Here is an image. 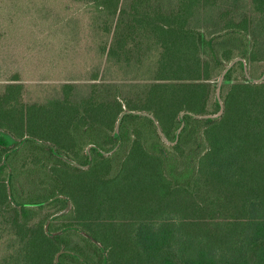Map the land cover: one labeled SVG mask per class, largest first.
Segmentation results:
<instances>
[{"label": "trees", "instance_id": "16d2710c", "mask_svg": "<svg viewBox=\"0 0 264 264\" xmlns=\"http://www.w3.org/2000/svg\"><path fill=\"white\" fill-rule=\"evenodd\" d=\"M86 1L97 13L116 17L110 44L103 41L95 45L97 48L100 44L102 56L107 53L130 63L144 47L158 48L152 78L142 84L144 96L136 101H123L118 96L109 100L94 91L74 101L70 97L71 84L64 86L65 96L46 104H24L20 84H9L0 94V129L21 138L19 145L11 149L0 146V211L10 212L2 223L11 227L17 240L14 253L1 264H54L57 254L58 264H94L86 255L85 261L76 257L73 250L83 252L63 233L49 235L42 225L32 226L36 207L46 205L41 204L43 201L54 197L49 204L65 203L57 194L72 196L76 191H85L79 177L86 170L61 155L100 166L105 178L115 173L129 179L139 168L146 172L147 168L155 179L156 194L139 200L142 209L138 213L100 214V199L97 205L89 204L88 211L76 203L77 199L72 202L85 226L106 220L127 221L118 222L126 226L123 231L127 232H131L128 224L132 229L139 226L135 234L131 233L132 242H105L103 247L91 242L100 264H264V82L244 78L233 83L224 97L225 109L219 119L186 113L179 140L171 146L161 138L151 117L130 112H151L166 136L174 141L183 123V111L207 112L208 80L213 70L221 71L235 56L264 59L257 49L264 40L256 35L250 38L245 15L239 21L231 15L223 25L220 18L214 19L219 0ZM254 2L264 12V0ZM206 8L214 12V18L205 14ZM207 21L213 27L208 35ZM106 30L111 32L109 27ZM102 35L105 33L96 34ZM144 42L150 44L144 46ZM237 65L243 66V62ZM235 67L228 71L227 79ZM214 108L211 112L220 109L217 99ZM123 111L127 112L115 135L114 128ZM38 137L45 144L37 142ZM24 142L44 155H37L39 167L32 168L30 180L52 187V192L37 202L24 203L15 185L12 155ZM90 143L114 151L104 155L92 147L91 159L82 152L83 145ZM39 172L44 175L34 179ZM3 173L12 186L11 194L8 184L1 181ZM65 175L71 179L61 183ZM69 226L63 227L64 232ZM125 234L119 232L113 239ZM42 237L46 251L40 250L37 260L31 262L26 248Z\"/></svg>", "mask_w": 264, "mask_h": 264}, {"label": "rangeland", "instance_id": "374dc122", "mask_svg": "<svg viewBox=\"0 0 264 264\" xmlns=\"http://www.w3.org/2000/svg\"><path fill=\"white\" fill-rule=\"evenodd\" d=\"M234 1H237V4L234 5ZM254 3V0H219L214 11L215 18L214 12L212 14L207 8L205 14L211 15L216 20L220 18L221 25L226 19L231 18V15L234 16L235 21L241 20L245 15L249 21L246 32L250 38L252 39L256 35L264 40V12L258 10ZM229 5L234 7L229 9ZM210 21L212 22V19ZM210 21H207L209 27L205 30L207 35L213 28ZM115 22L116 17L112 18L97 13L92 3L86 0H0V94L5 91L9 84H20V100L24 104H46L51 99L65 96L67 89L64 86L71 84L70 97L74 101L89 96L93 91L99 97L104 96L109 100L114 96H118L123 101L126 99L138 100L145 93L142 84L151 81L156 65L154 63L159 56V51L155 46H148L150 43L144 42V46L148 47H144L138 54L132 55L130 63L111 58L107 53L102 56L98 48L103 41L107 45L110 44ZM104 24L105 30H103ZM106 27L111 28V32H108ZM99 32H103L105 35L96 36ZM99 42L100 44L96 48L95 45ZM257 49H260L259 56L264 54V44ZM231 60L227 61L226 65ZM246 60L249 73L253 77L259 78L264 72V59L254 60L249 57ZM237 64L238 62L234 65L236 67L231 77L229 79L225 77L222 83L221 95L223 100L233 83L245 81L244 78L247 79L244 67ZM223 70L214 69L208 80L210 101L205 113H213L211 111L215 109L214 100H216L217 86ZM114 129L116 130V125ZM6 132L9 133L0 129V146L11 149L19 145L18 142L21 141V138L15 136L16 141H14L7 136ZM35 139L40 143L45 141L40 137ZM90 144L83 145L82 152L87 153V147ZM166 144L171 146L169 143ZM19 148V151L12 155V160L16 173L15 185L19 192L21 191L20 199L22 201L25 199L24 203L43 200L48 193L52 192V187L37 183L32 180L33 178L30 180L29 175L33 174L32 168L40 163L37 155L42 157L44 155L37 151L36 147H32L29 142L27 144L21 143ZM100 149L105 150L101 147ZM93 156L91 151L89 157L92 159ZM106 164L103 165L106 166ZM79 168L86 170V173L79 177L80 184L84 186L81 188L85 191H76L78 195L72 194L71 196V194L61 193L57 196L64 195L71 202H75L77 199L76 203H81L82 209L85 208L86 211L89 210V204L97 205V199H100L102 200L100 214L138 213L142 209L139 200L156 194L154 188L156 182L151 175V169L145 168L146 172L139 168L135 177L128 179L121 174L114 175L115 173L110 174L109 178H105L100 166L96 167L93 164L91 166V163L85 168ZM5 175L6 173H3L1 181L8 184V191L11 194L12 186L7 181V177H4ZM39 175L43 176L44 174L39 172L34 176V179H38ZM63 178L60 180L61 183L63 181L68 183L71 179L67 175ZM53 198L43 201L41 204H46L44 207H36L37 213L32 219L35 220L33 227L42 225L45 229L48 220L52 219L55 213L63 207V209L67 207L65 206L66 202L63 201L52 204H49L51 201L44 203ZM3 211H0V264L17 248L14 244L17 242L16 235L10 231L9 225L2 223L8 218L10 212L4 211L5 216L2 217ZM60 214L62 215H58L60 217L56 218L50 225L51 229L56 231L68 224H75L80 227L82 235L76 233L75 229H68L63 232V237L67 236L68 241L74 242L77 250L83 252L73 250L74 253L76 252V257L84 259V261L88 258L94 264H100L101 261L91 242H100L102 246L105 242H132L131 233L135 234L139 228L138 225H135L132 229V226L128 224L127 227L131 228V232L130 230L129 232H127L128 230L123 231L126 226L118 222L127 221L121 220H115V222L106 220V223L91 222L85 226L84 221H81L82 219L78 215L77 207L73 203L67 212ZM119 232L126 234L123 238L117 236L113 239V236ZM83 233L88 234L87 236L94 241L84 238ZM127 233L129 234L127 235ZM44 242L46 241L42 237L38 242H34V245H29L26 248L25 254L27 258H30L29 261L34 262L35 259L37 260L38 254L46 251L47 244ZM58 263L59 260L54 262V264Z\"/></svg>", "mask_w": 264, "mask_h": 264}, {"label": "water", "instance_id": "95a60500", "mask_svg": "<svg viewBox=\"0 0 264 264\" xmlns=\"http://www.w3.org/2000/svg\"><path fill=\"white\" fill-rule=\"evenodd\" d=\"M243 62V67H244V71H245V74H246V77L249 81L251 82H255V83H259L261 82L262 80H264V72L263 74L259 77V78H255L253 77L250 73H249V70H248V63H247V60L245 57H242V56H237L235 58H233L227 65L226 67L224 68V70L222 71L221 75H220V78H219V82H218V86H217V91H216V99L218 101V103L220 104V109L217 111V112H213V113H196V112H191V111H183L181 114H180V119L183 120V123L182 125L178 128L177 132H176V138L174 141L170 140L165 132L163 131L162 127L160 126V123L159 121L157 120V118L155 117L154 114H152L151 112H148V111H143V110H132L130 112H132L133 114H138V115H146V116H149L151 117L156 126H157V130L161 136V138L166 142V143H169V144H174L176 143L178 140H179V137H180V133L184 127V115L186 113H190L191 115H193L194 117H197V118H213V119H218L222 116V114L224 113V109H225V105H224V100L222 98V95H221V90H222V83L226 77V74L228 73V71L237 63V62ZM127 111H123L121 112L118 120H117V124H116V130H115V135H118L119 133V130H120V126H121V123H122V120L124 118V115L126 114ZM7 136H9L10 138L14 139V141H16L15 139V135H13L12 133H7ZM92 147H97L103 154H110L114 151L113 150H102L100 149L99 146H97L96 144H90L88 147H87V153L91 156V148ZM62 158H64L65 160H67L68 162L78 166V167H82V168H85L87 165L86 164H81L80 162H78L77 160L67 156V155H61ZM59 197L61 198H66L68 199V197L64 196V195H60ZM54 199V198H53ZM53 199L49 200V201H46L44 203H49L50 201H52ZM72 206V202L68 199V205L67 207L61 211V213H65L67 212ZM48 226V225H47ZM59 232H55L54 234H58ZM85 235H88L85 233ZM98 243L100 246H102V244L100 242H96ZM59 255L56 257V262H58L59 260Z\"/></svg>", "mask_w": 264, "mask_h": 264}, {"label": "flooded vegetation", "instance_id": "af4514ba", "mask_svg": "<svg viewBox=\"0 0 264 264\" xmlns=\"http://www.w3.org/2000/svg\"><path fill=\"white\" fill-rule=\"evenodd\" d=\"M57 197H59V196H57ZM56 197V198H57ZM59 198H61V197H59ZM55 199V198H54ZM53 199V200H54ZM62 199H64L65 201H66V205L65 206H67L68 205V199H66V198H62ZM52 200V201H53ZM64 208V207H63ZM61 209L59 212H57V213H55V215L52 217V219H49L48 220V222H47V224H46V232L50 235H55L54 233L57 231V232H59L58 234H56V235H60V234H62L63 232H64V228H60L59 230H56V231H53L52 229H51V224H52V222L54 221V220H56V218H59L60 216H58V215H62V214H60L61 213V211L62 210H64V209ZM64 214V213H63ZM48 225V226H47ZM64 227V226H63ZM70 230L72 229V230H76V233H78V234H82L81 233V228L80 227H78V226H76L75 224H71L69 227H68ZM83 235L87 238V239H90V240H92V241H94L93 239H91L90 237H88L87 235H85L84 233H83ZM95 242V241H94ZM99 245V244H98ZM100 246V245H99ZM101 247H103V246H101ZM105 252V251H104Z\"/></svg>", "mask_w": 264, "mask_h": 264}]
</instances>
